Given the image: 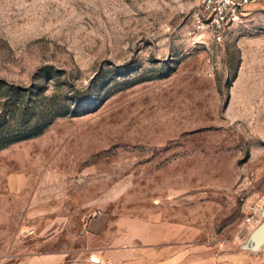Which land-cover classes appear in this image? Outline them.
<instances>
[{
    "label": "rangeland",
    "instance_id": "rangeland-1",
    "mask_svg": "<svg viewBox=\"0 0 264 264\" xmlns=\"http://www.w3.org/2000/svg\"><path fill=\"white\" fill-rule=\"evenodd\" d=\"M198 2L0 0V80L59 112L92 108L0 151L9 264L50 234L49 250L76 253L84 217L97 231L152 210L219 248L248 240L264 188V0L209 46L191 34Z\"/></svg>",
    "mask_w": 264,
    "mask_h": 264
},
{
    "label": "crops",
    "instance_id": "crops-1",
    "mask_svg": "<svg viewBox=\"0 0 264 264\" xmlns=\"http://www.w3.org/2000/svg\"><path fill=\"white\" fill-rule=\"evenodd\" d=\"M106 221L92 231L88 226L94 222L84 217L83 230L75 238L80 244L76 253L49 250L50 234L33 254L17 256L15 264H264V246L251 250L250 237L239 249L219 248L181 217H166L157 210ZM0 264H9L8 254L0 252Z\"/></svg>",
    "mask_w": 264,
    "mask_h": 264
},
{
    "label": "trees",
    "instance_id": "trees-1",
    "mask_svg": "<svg viewBox=\"0 0 264 264\" xmlns=\"http://www.w3.org/2000/svg\"><path fill=\"white\" fill-rule=\"evenodd\" d=\"M27 91L13 88L0 80V151L14 144L41 137L58 118L81 117L92 111L91 107L81 106L59 112L60 110L53 106L41 103V100L48 101L45 91L35 94L34 99L27 95ZM38 103L45 106L48 114L36 116L40 106Z\"/></svg>",
    "mask_w": 264,
    "mask_h": 264
},
{
    "label": "built area",
    "instance_id": "built-area-1",
    "mask_svg": "<svg viewBox=\"0 0 264 264\" xmlns=\"http://www.w3.org/2000/svg\"><path fill=\"white\" fill-rule=\"evenodd\" d=\"M258 0H199L193 16L194 30L199 44L209 46L210 42L221 45L230 30L245 21L247 9ZM264 211V188L252 212L246 217L245 224L254 231L262 222Z\"/></svg>",
    "mask_w": 264,
    "mask_h": 264
},
{
    "label": "water",
    "instance_id": "water-1",
    "mask_svg": "<svg viewBox=\"0 0 264 264\" xmlns=\"http://www.w3.org/2000/svg\"><path fill=\"white\" fill-rule=\"evenodd\" d=\"M262 216L263 222L250 235V249L254 251L259 250L264 246V211Z\"/></svg>",
    "mask_w": 264,
    "mask_h": 264
}]
</instances>
